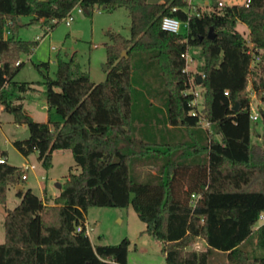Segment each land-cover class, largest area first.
<instances>
[{
  "label": "trees",
  "instance_id": "obj_1",
  "mask_svg": "<svg viewBox=\"0 0 264 264\" xmlns=\"http://www.w3.org/2000/svg\"><path fill=\"white\" fill-rule=\"evenodd\" d=\"M218 2L210 0L199 7V15H188L185 0H0V104L30 132L27 140L16 139L14 144L26 156L38 151L47 169L56 150H71L81 168L79 173L70 170L53 203L30 188L17 190L21 200L5 218L0 264H127L130 240L93 245L86 232V213L91 206L129 205L146 223L143 232L163 243L166 264H211L218 253L225 254V264H264V223L255 228L264 214V77L258 79L252 65L258 58L256 66L264 71V0H251L248 6L220 7ZM77 5L87 13L95 6L129 10L128 68L123 72L113 68L105 81L94 82L86 73L74 75L71 62H61L56 77L45 74L43 82L15 81L24 64L20 55L39 43L17 38L20 18L53 23ZM166 16L189 21L186 41L163 29ZM240 22L246 25L248 38L237 29ZM194 47L202 57V109L193 103L195 94L189 92L190 74L184 71L182 56ZM132 57L158 69L166 88L164 121L172 129L186 128L195 140L192 145L184 138L165 142L176 150L157 183L134 181L130 172L132 141L157 143L156 137L151 141L135 135ZM37 66L49 68V63ZM251 73L252 91L259 99L256 121L247 90ZM121 76L129 85L117 93ZM195 81L199 83L198 76ZM35 84L45 86L48 121L35 120L25 109L24 94ZM52 110L62 119L53 121ZM258 122L261 143L252 137ZM0 156L7 157L6 152L0 151ZM22 175L21 167L0 163V204L6 203L8 189L18 186ZM192 194L199 195L195 203ZM77 225L83 231L77 232ZM199 238L204 247L187 249Z\"/></svg>",
  "mask_w": 264,
  "mask_h": 264
},
{
  "label": "rangeland",
  "instance_id": "obj_2",
  "mask_svg": "<svg viewBox=\"0 0 264 264\" xmlns=\"http://www.w3.org/2000/svg\"><path fill=\"white\" fill-rule=\"evenodd\" d=\"M227 5H242L245 0H222ZM197 7H204L202 0H194ZM74 19L67 24L65 18L56 20L53 23L44 19L31 23L32 16H22L17 25L16 36L19 39L36 41L38 45L30 53H22L20 59L24 62L15 76L18 82H43L45 74L51 77L58 75L61 62L73 64V74L86 73L94 82L105 81L110 71L115 68L117 71H125L128 68V49L130 43L131 17L129 10L120 6L114 10L95 6L89 13L75 7L72 10ZM54 27L45 36L47 25ZM237 29L245 37H249V31L242 22L238 23ZM252 45V44H251ZM191 58L186 60V71L190 74L189 92L195 94L194 104L198 109L203 107V87L197 83L195 78L201 75L199 66L202 63L200 49L197 47L189 49ZM113 60H110V59ZM44 62L49 63V68L37 66ZM258 58L253 61V67L258 72V79L264 77V71L256 66ZM132 81H133V124L136 136L157 138L156 144H143L140 139L135 138L130 147L134 156L130 166L131 177L137 182L157 183L158 175L165 173L166 165L173 159L175 147L165 144L172 143L184 138L186 144L192 145L195 140L189 135L185 128L172 129L166 124V95L165 86L162 84L158 69L150 62H142L138 57H132ZM108 67V68H107ZM255 75L249 76L247 90L251 92V101L254 105L259 103L257 95L252 91V81ZM117 85V93H124L128 89V80L120 77ZM128 79V78H127ZM35 89L28 90L24 95V106L31 110L35 120L44 121L49 115L45 96V86L35 84ZM115 103L124 112V106L118 95L114 97ZM46 106V107H45ZM53 121L61 120V116L50 112ZM203 127L214 135V130L207 121L202 122ZM253 132L255 143L262 141V126L258 122ZM21 126L16 124L13 115L0 107V151L6 152L8 163L23 168L27 163L35 165L26 170L28 179H20V184L25 189L32 191L43 198L47 203H53L54 198H47L46 192L55 196L59 192L56 184H63L72 170L79 173L81 168L76 165L71 150H56L53 154L52 167L47 169L39 159L38 151L28 156L24 155L14 144ZM127 148V144L123 145ZM187 146V145H186ZM184 146V147H186ZM17 185H12L7 191L5 204H0V243L5 242V216L6 212L14 209L20 202L17 195ZM264 219H259L255 228H258ZM86 224L88 236L93 245H115L124 238L130 240L129 255L127 264H166L163 246L159 241L143 231L146 223L143 222L132 205L128 207H99L91 206L86 213ZM204 247L201 238L187 249ZM225 254H215L211 264H225Z\"/></svg>",
  "mask_w": 264,
  "mask_h": 264
},
{
  "label": "built area",
  "instance_id": "obj_3",
  "mask_svg": "<svg viewBox=\"0 0 264 264\" xmlns=\"http://www.w3.org/2000/svg\"><path fill=\"white\" fill-rule=\"evenodd\" d=\"M185 1L187 2L186 12L188 13V15H191L193 13H196L197 15L200 14L199 7H197L196 5L193 4L194 0H185ZM202 1L205 4V1H210V0H202ZM250 2H251V0H245L244 4L248 6ZM218 3H219L220 7L226 5L222 0H219ZM77 6L79 7L80 11H83V8L80 5H77ZM173 10H177V8L173 7ZM73 19H74V17L72 15V10H71L69 12V14L65 17V21L67 24H70V22ZM10 22L11 21H9V23ZM52 27H53L52 25H47L45 27V36L51 32V30L53 29ZM162 27H163V29L170 31V32H173V33H175V35L179 36V41H181V42L186 41V39H187L186 34H187L188 28H189V21L188 20H182L178 17H173V16H166L163 19ZM10 34H11V31L7 30V35H10ZM41 39L42 38L38 37V40H41ZM182 56L185 58V61L189 60V58H191L189 55V50L187 52L183 53ZM186 70L187 69L185 66L184 71H186ZM226 93L228 94V91H226ZM253 93L256 96V93L255 92H253ZM0 107H1V104H0ZM250 109H251V118L255 121L258 120L260 118V113L258 111V104L254 105L253 102L251 101L250 102ZM6 162H8L7 158L5 156H0V163H6ZM31 167H35V165L27 163L22 168V172H23L22 179L23 180L27 179L28 176H27L26 170H28ZM198 197H199V195L192 194V203H195V201L197 200ZM260 219H264V214H261ZM76 231L77 232L83 231V227L81 225H77ZM86 232L88 234L87 226H86Z\"/></svg>",
  "mask_w": 264,
  "mask_h": 264
},
{
  "label": "water",
  "instance_id": "obj_4",
  "mask_svg": "<svg viewBox=\"0 0 264 264\" xmlns=\"http://www.w3.org/2000/svg\"><path fill=\"white\" fill-rule=\"evenodd\" d=\"M158 1L159 0H149V2H158ZM213 36H214V29L211 28L209 37L212 38ZM125 57L128 58V55L126 53H125ZM198 79H199V83H201L203 76H199ZM238 108L239 107H235L234 109H238ZM29 136H30V132H29V130H26V131H23V132H20L19 134H17V140L18 141H24V140H27L29 138ZM59 186L61 187L62 185L60 184ZM19 188H22V186L20 185ZM9 212H11V210H9ZM259 264H261V263H259Z\"/></svg>",
  "mask_w": 264,
  "mask_h": 264
},
{
  "label": "crops",
  "instance_id": "obj_5",
  "mask_svg": "<svg viewBox=\"0 0 264 264\" xmlns=\"http://www.w3.org/2000/svg\"><path fill=\"white\" fill-rule=\"evenodd\" d=\"M210 3V1H205V4H209ZM204 4V3H203ZM204 6V5H203ZM46 107V106H45ZM25 109L27 110V112L35 119V117H34V114L32 113V111L31 110H28V108H26L25 107ZM49 120V115H48V117H47V119L46 120H44V121H48ZM21 126V131L20 132H23V131H26L27 130V128H26V126L25 125H20ZM55 153V152H54ZM53 153V154H54ZM7 158V157H6ZM7 161H8V158H7ZM27 179H28V177H27ZM61 183H57L56 184V186H57V189L59 190V192L58 193H56L55 194V196H53L52 194L50 195L48 192H46V197L47 198H54V197H56L59 193H60V191H61V189H62V186L60 187L59 185H60ZM61 185H63V184H61ZM19 186L20 185H18L17 186V188L19 189ZM22 188H23V186H22ZM52 203V202H51ZM9 213V211H7L6 212V215ZM6 217V216H5ZM86 226H87V224H86ZM159 243L161 244V246H163V243L162 242H160L159 241Z\"/></svg>",
  "mask_w": 264,
  "mask_h": 264
}]
</instances>
